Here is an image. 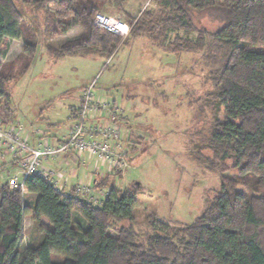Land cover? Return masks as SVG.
Listing matches in <instances>:
<instances>
[{"label":"trees","instance_id":"1","mask_svg":"<svg viewBox=\"0 0 264 264\" xmlns=\"http://www.w3.org/2000/svg\"><path fill=\"white\" fill-rule=\"evenodd\" d=\"M107 1L21 0L18 8L13 0H0V58L5 39L22 41L20 71L0 61L3 127L14 125L9 82L28 70L38 47V30L27 23L24 7L53 9L54 15L45 12L50 19L43 28L50 37L67 33L72 25L81 29L56 48L46 46L54 61L76 56L109 60L131 40L147 38L162 46L169 31L196 32L194 45L176 38L170 52L181 45L194 52L207 43L209 57L213 50L219 55L212 59L216 64L208 72L205 97L221 109L222 118L212 122L206 137L211 156L196 155L202 165L219 173V190L190 226L175 229L163 224L161 233L140 238L131 225L116 227L121 221L132 222L140 194L137 182L124 190L117 187L114 178L120 171L114 178L96 177L95 189L108 191L99 207L72 195L62 199L53 185L33 176L25 188L36 195L32 219L43 237L22 251L25 193L10 189L8 181L0 183V264H264V0H152L156 9L139 11L134 24L125 22L132 27L123 41L92 23L99 4ZM202 14L222 23L209 40L207 31L195 26ZM72 114L74 121L77 107ZM127 147L133 154L135 147ZM229 170L234 173L227 175ZM72 212L84 221L85 231L73 222ZM42 219L50 229L40 226Z\"/></svg>","mask_w":264,"mask_h":264},{"label":"rangeland","instance_id":"2","mask_svg":"<svg viewBox=\"0 0 264 264\" xmlns=\"http://www.w3.org/2000/svg\"><path fill=\"white\" fill-rule=\"evenodd\" d=\"M13 1L19 8L21 0ZM143 1L128 0L122 3L120 0H108L99 4V12L134 24V19L140 14L138 5ZM148 2L150 5L147 9H150L154 3L152 0ZM24 8L27 23L38 30V47L28 70L20 79L15 77L9 82V105L15 112L13 124H24L25 133L28 132L34 139L39 135L46 137L48 130L50 133L63 130L68 123V115H73L72 110L81 101L79 97L94 81L95 96H105L114 100L118 107L123 106L119 109L130 122L125 127L123 139L126 145L135 147L134 153L129 154L132 157L131 168L120 172V177H116L115 170L109 174L112 178L116 177L114 181L121 190L137 182L140 192L132 222L121 221L116 223V227L131 225L137 236L143 238L161 233L159 228L163 224L175 229L190 226L204 212L220 187L219 173L209 170L196 158L198 155L202 159L211 156L206 137L212 122L222 118L221 109L205 97L210 88L208 72L219 59L217 51L213 50L209 57L205 43L194 52H186L185 45L174 49V53L170 52V45H176V38L194 45L198 33L169 31L167 42L162 46L153 43L143 46L141 40H131L108 61L106 57L98 56L66 57L54 61L48 55L46 46L56 48L81 29L72 25L67 33L50 37L43 32V28L46 19H50L45 12L54 15L53 9L47 6L36 11L35 6ZM37 23L40 27H37ZM221 25L209 14L200 15L195 22L197 28L202 27L207 31L206 40ZM21 50V40L5 39L1 45L0 61L20 71L18 57ZM169 53L172 54L170 61L173 64L177 61V67L172 65L171 70L167 69L168 60L165 58ZM34 129H38V132ZM76 160L71 171H66L67 177L72 171L78 173V183L87 184L85 177L89 168H95L90 175L93 178L98 174H102L98 177L108 174L106 169L99 170L102 166L99 161L86 158ZM233 173L231 170L226 172L227 175ZM1 175L4 179H0V183L6 182L8 175ZM24 206L22 251L32 244H38L43 237L33 224V202L28 196H25ZM73 222L82 231L87 229L76 214L73 215ZM40 226L50 229L43 219ZM108 234L114 233L109 231ZM53 259L61 260L56 256Z\"/></svg>","mask_w":264,"mask_h":264},{"label":"built area","instance_id":"3","mask_svg":"<svg viewBox=\"0 0 264 264\" xmlns=\"http://www.w3.org/2000/svg\"><path fill=\"white\" fill-rule=\"evenodd\" d=\"M92 23L99 29L120 36L122 41L129 36L132 27L120 19L102 13L95 14ZM95 86L92 81L84 90L77 107L76 119L67 137L56 145L47 138L30 143L25 138L27 133L24 124L18 123L4 128L0 119V160L5 158L9 162H16V168L7 178L10 189H19L24 194L25 181L37 176L53 185L62 199L72 195L95 207L102 205L108 191L95 189L96 177L102 174L90 178L87 184L78 183L70 190H65L61 179L67 177V171L46 166L47 162L59 155H75L78 159L101 162L99 170L106 169L108 174H112L113 170L124 172L131 168L129 150L123 139L125 127L130 122L114 100L93 94Z\"/></svg>","mask_w":264,"mask_h":264},{"label":"crops","instance_id":"4","mask_svg":"<svg viewBox=\"0 0 264 264\" xmlns=\"http://www.w3.org/2000/svg\"><path fill=\"white\" fill-rule=\"evenodd\" d=\"M148 1H150V0H145V2L143 1V4L140 3L138 5V7L140 8V12L146 10L149 7L150 3ZM151 6H152L151 9H155L156 8L155 4L151 5ZM80 32L81 31H79L76 35L70 36L69 38L72 39V38L77 37L80 34ZM136 40H141V44L142 45L143 44L144 45L151 44V42L147 38H139V39H136ZM171 56H172V54L169 53V54H167V57H165L166 60H168V64L166 65L167 69L169 68L170 70L172 69L173 66L177 67V61H176V64H173L172 61H170L171 60ZM159 68H161V67H159ZM169 73H171V72H169ZM98 96L100 97V95H98ZM79 98H82V95ZM116 106L118 107V105H116ZM119 107H123V106H119ZM72 117H73V115H71L70 117L68 115V123H67V125L65 126V128L63 130H61V131H59L57 133H50V131L48 130L47 134H45L47 137H44V138L49 139L51 141V143L54 144V145H56V144L60 143L61 141H63L67 137L68 132H69L70 128L73 125L72 122H74V121H73ZM33 131H38V129H34ZM25 138H26V140L28 142L33 143V144L39 142V140H40V137H37L36 139H34L32 136L29 135L28 132L25 135ZM76 158L77 157L75 155H63L61 158L57 157V158L53 159L52 161L47 162L46 166L51 168V169H54V170L65 169L67 171L68 170L71 171L72 167H74V164L77 161ZM8 168H9V170H7ZM15 168L16 167L12 163H10L7 159H5V158L1 159L0 160V179H4V177L1 175L2 173H5V175L10 176ZM94 169L95 168H92V169L89 168L86 171V172H88L86 177H85L87 181H89V179L92 178V177H90V175H92L91 173L94 172ZM8 176H7V178H8ZM75 176H76V178H73ZM78 176H79L78 173L75 174L72 171V174H69L68 177L62 178L63 180L61 179V183H63L65 185L64 189L65 190H70L73 186L78 184V182H77V179H78L77 177ZM7 178H6V180H7ZM25 196L26 197L28 196L29 198H31L32 202H34L35 199H36V195L35 194L25 193ZM74 214H76V213L72 212V218H73Z\"/></svg>","mask_w":264,"mask_h":264}]
</instances>
